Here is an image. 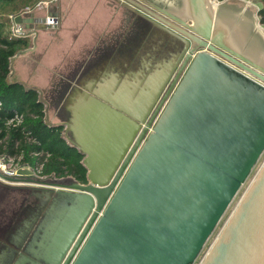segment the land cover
<instances>
[{"label": "water", "instance_id": "95a60500", "mask_svg": "<svg viewBox=\"0 0 264 264\" xmlns=\"http://www.w3.org/2000/svg\"><path fill=\"white\" fill-rule=\"evenodd\" d=\"M118 1L149 26L158 61L79 85L62 124L85 182L29 178L42 190L29 251L46 264H195L264 154L259 27L218 0ZM200 264H264V162Z\"/></svg>", "mask_w": 264, "mask_h": 264}, {"label": "crops", "instance_id": "0c3cea01", "mask_svg": "<svg viewBox=\"0 0 264 264\" xmlns=\"http://www.w3.org/2000/svg\"><path fill=\"white\" fill-rule=\"evenodd\" d=\"M21 1L24 0H16L8 4L3 3L1 9L3 10L2 15L5 14L8 17L15 15L17 23L24 25L27 30L35 32L34 39L28 41L29 50L37 49L38 45L42 48L49 41L64 40L61 36L56 39L58 35L65 36L66 34L70 40H77L76 47L72 49L71 55L66 57L60 68L58 67L59 70L63 67H66L67 70L53 83L52 90L61 83L66 82L67 75L78 66L84 69V77L82 76L81 84L84 88L89 86L87 84L97 80L96 78L109 80L115 74L121 77L122 75L136 73L137 68L135 67L141 62L144 65L142 70L144 74H150L154 71V58L149 53V51L151 52V47L145 48L144 45L145 40L150 38L148 31H146L149 26L143 23L139 24L136 21V16L123 7L118 0H97L90 6L84 3V0H56L48 8L38 12L35 15L36 17L33 18L18 15V11L27 5L21 4ZM35 1L37 0H33L32 3ZM218 2L220 3L219 5H228L227 7L240 10V7L227 3L225 0ZM242 10L244 11V9ZM236 14L240 18V13ZM46 16L57 18L58 26L52 29L49 28L54 30L52 32H37L35 28H47L40 25L34 18H44ZM82 18H84V30L80 31L79 24ZM259 31L264 35V30L260 27ZM138 49L140 55L137 52ZM50 87L51 85L48 84L44 89H51ZM72 102L74 101H71V106L73 105ZM52 119L53 123L59 125H62V121H65L58 119L54 113Z\"/></svg>", "mask_w": 264, "mask_h": 264}, {"label": "trees", "instance_id": "16d2710c", "mask_svg": "<svg viewBox=\"0 0 264 264\" xmlns=\"http://www.w3.org/2000/svg\"><path fill=\"white\" fill-rule=\"evenodd\" d=\"M14 1L16 0H0V102L2 103L0 128H2L4 121L9 117L10 112L15 111L23 114L25 116L24 126L26 130L30 131L32 137L39 142L38 146L21 144L25 151V160H28L27 153L29 151L43 153L44 156L40 158V161L44 159L45 154H49L43 169L44 175L69 176L80 183H84L86 170L81 164L82 155L68 145L60 136V127L57 128L58 130H52L42 122V106L41 102H37L38 92L8 80L12 59L19 52L29 47L27 39L10 38L8 35V15H2L1 5L3 3H13ZM32 1L24 0L21 1V4H32ZM256 2L258 5V21L264 27V0H256ZM6 134L8 135L7 151L12 154V144L16 139H21V135L19 132L5 133L2 130L0 138H3Z\"/></svg>", "mask_w": 264, "mask_h": 264}, {"label": "flooded vegetation", "instance_id": "af4514ba", "mask_svg": "<svg viewBox=\"0 0 264 264\" xmlns=\"http://www.w3.org/2000/svg\"><path fill=\"white\" fill-rule=\"evenodd\" d=\"M155 1L163 5L167 0ZM136 21L145 24L138 16ZM152 42L151 38L145 40V48L149 46L152 49L155 45ZM189 46L192 47L191 44ZM137 52L139 54V49ZM157 61L155 56L154 62ZM82 76L84 77V69L78 66L67 75L66 82L61 83L47 95L50 109L58 119H69L68 110L71 101L78 97L77 90H81L79 85L82 84ZM67 136H70L69 133ZM40 188L0 183V255L4 256L0 264H46L41 259L40 253L33 255L29 251V249L36 250L42 243L38 232L41 222V210L38 209L41 203L38 198L42 195Z\"/></svg>", "mask_w": 264, "mask_h": 264}, {"label": "built area", "instance_id": "2783aa9c", "mask_svg": "<svg viewBox=\"0 0 264 264\" xmlns=\"http://www.w3.org/2000/svg\"><path fill=\"white\" fill-rule=\"evenodd\" d=\"M56 0H37L32 4L26 5L23 7L18 15L26 16V17H36L35 15L43 9L48 8L53 2ZM243 2L247 4H251V1ZM258 11V6H257ZM256 11V20L258 22V26L264 30V27L259 25L258 17ZM45 28H56L59 24L58 19L52 16H46L44 18L38 17L34 18ZM9 28L8 35L10 38H24L28 41H31L35 37V32L33 30H27L24 25L16 22V16L10 15L8 17ZM11 69L9 70L8 77L11 76ZM37 102H41V112L42 122L52 130H58L60 127V136L65 140V142L71 146V142L69 137L67 136V129L65 125H59L53 123L49 118V104L43 101L42 96L39 91H37ZM2 109V103L0 102V110ZM25 116L18 112H10L9 117L4 121L2 128H0V133L3 130L5 133L10 132H19L21 135V139H16L12 144L11 150L12 154L7 151L8 146V135L6 134L3 138H0V175L8 178V179H16L14 182L4 180L0 178V183H5L11 186H31L34 184L29 183V178L38 179L41 181L48 180H64L71 177L69 176H56L54 174L44 175L43 169L44 165L47 161L49 154H45V157L42 161L40 158L43 155L41 152L29 151L27 153L28 160H25V151L21 147V144H26L28 146L39 145V142L32 137L31 132L26 130L25 126ZM20 171H29L30 174H20Z\"/></svg>", "mask_w": 264, "mask_h": 264}, {"label": "rangeland", "instance_id": "374dc122", "mask_svg": "<svg viewBox=\"0 0 264 264\" xmlns=\"http://www.w3.org/2000/svg\"><path fill=\"white\" fill-rule=\"evenodd\" d=\"M251 1V4H247L243 2V0H225V2L230 4H235L236 6L240 7V10L244 9V11L251 17L255 18L256 20V11H257V2ZM93 2H97V0H84V3H87L89 6L93 4ZM4 7V6H3ZM251 13V14H250ZM8 14V13H7ZM255 14V15H254ZM256 23L258 24L257 20ZM80 31L84 30V18L81 19V22L79 24ZM37 32H46V31H54L47 29H37L35 28ZM40 32V33H41ZM59 36L63 37L64 40H58V41H49L45 44L44 47H40L38 45V48L35 50H22L19 52L11 61L10 69H11V76H9L8 80L10 82H16L19 84H22L25 88H30L34 90H39L43 101H45L47 104H49L48 100V94L52 91L53 83L58 80L59 76H61L62 73H64L67 68L63 67L60 68L63 61L66 59L67 56L71 55L72 49L76 47L77 40L72 41L70 40L69 36L65 34V36L58 35L56 36V39L59 38ZM51 43V45H50ZM50 45L49 48H47ZM56 71L54 72V70ZM48 84L51 85V89H44ZM49 104V108H50ZM53 112L50 109L49 110V118L53 122L52 119ZM264 162V154L262 155L261 159L257 163L256 167L253 169L251 175L249 176L248 180L245 182V184L242 186L241 190L233 200L232 204L228 208L226 214L222 218L221 222L219 223L218 227L214 231L211 238L208 240L206 246L204 247L202 253L198 257L195 264H200L204 255L206 254L207 250L217 237L218 233L226 223L227 219L231 215V213L234 211L235 207L237 206L239 200L245 193L246 189L248 188L249 184L253 180L254 176L258 172L259 168Z\"/></svg>", "mask_w": 264, "mask_h": 264}, {"label": "bare ground", "instance_id": "6f19581e", "mask_svg": "<svg viewBox=\"0 0 264 264\" xmlns=\"http://www.w3.org/2000/svg\"><path fill=\"white\" fill-rule=\"evenodd\" d=\"M226 4V3H225ZM228 6V5H227ZM233 6V5H232ZM235 7V6H234ZM246 11V10H245ZM251 14V13H250ZM255 15V14H254ZM249 16V15H248ZM250 17V20H247L246 19V21H248V25H251V26H254V27H256V29H258L257 28V26H256V22H255V18H253V17H251V16H249ZM240 22H241V24H242V26L244 25H246V22H245V19L244 18H240ZM240 25V24H239ZM253 45L261 52V53H264V35L263 34H260V32L257 34V36H256V38H255V40H254V42H253Z\"/></svg>", "mask_w": 264, "mask_h": 264}]
</instances>
